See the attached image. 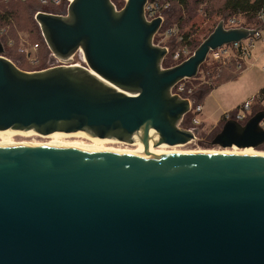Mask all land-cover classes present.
<instances>
[{"label": "water", "instance_id": "water-1", "mask_svg": "<svg viewBox=\"0 0 264 264\" xmlns=\"http://www.w3.org/2000/svg\"><path fill=\"white\" fill-rule=\"evenodd\" d=\"M38 12L48 67L19 69L0 39V135H78L97 144H143L137 154L0 146V264H264V155H148L194 142L181 124L212 51L257 32L219 22L185 61L164 68L154 43L162 19L148 0H67ZM79 60L81 63L75 64ZM264 110L229 120L210 145H264Z\"/></svg>", "mask_w": 264, "mask_h": 264}, {"label": "rangeland", "instance_id": "rangeland-1", "mask_svg": "<svg viewBox=\"0 0 264 264\" xmlns=\"http://www.w3.org/2000/svg\"><path fill=\"white\" fill-rule=\"evenodd\" d=\"M23 1V0H22ZM118 5L124 7V0H114ZM224 0H187L185 5H177L168 13L167 18L169 23H178V18L182 16V22L179 24L182 27L183 32H196L193 35L195 38H202L203 31L212 25L214 21L220 20L219 17L215 16V10L221 8ZM26 4V3H25ZM25 4L20 0H0V5L5 8L15 6L18 9L20 20L17 24L5 25L0 22V29L5 30L4 36V47L5 57L10 53L9 56L13 61L23 68V71L34 72L40 71L48 67L50 59V51L44 42L42 35L39 34L40 28L35 21L33 8L28 15L33 18V24H27L25 18L27 17L26 12L23 11ZM35 9V10H34ZM1 12V10H0ZM233 16H228L226 19H230ZM239 21L242 25H254L255 19L250 21L248 16H238ZM253 23V24H252ZM193 26V28H192ZM192 28V29H191ZM163 32L160 31L158 36H155L154 43L160 47H170V53L166 59L170 57L171 52L175 49V43L172 41H163ZM251 39L241 42V45L249 44ZM253 49L250 50L249 56L246 57L245 65L246 68L240 73V75L234 79L227 81L217 86L202 102L203 111L197 117L202 121L199 126V134L197 139L183 147L170 148L169 150H180V151H196V150H209V151H230L231 148L222 149L218 146H211V140L213 133L210 127L214 125L224 113L232 112L243 104L251 102L253 107L264 108V101L259 102L253 101L252 94L255 91L264 87V45L258 41L253 42ZM233 56L231 59L223 62L207 61L200 67L198 75L195 79H186L183 82L187 87H191L193 92L203 90L209 85H216L220 80L227 76H232L230 65L234 62ZM204 66V67H203ZM195 80V81H194ZM256 92V94H257ZM254 94V96L256 95ZM259 96L257 94L255 97ZM254 97V98H255ZM190 98L197 100V97ZM254 114V111L250 113V117ZM191 115H195L191 112ZM15 137V138H14ZM13 139L16 142H28V143H39V142H50L47 137L39 136H14ZM1 140V136H0ZM66 139L65 142L76 143L80 142V139ZM82 143L90 144L86 140L81 139ZM109 147L117 149H133V146L126 144H108ZM241 151V150H240ZM242 151H255L264 153V145L257 148L256 150H242Z\"/></svg>", "mask_w": 264, "mask_h": 264}, {"label": "built area", "instance_id": "built-area-1", "mask_svg": "<svg viewBox=\"0 0 264 264\" xmlns=\"http://www.w3.org/2000/svg\"><path fill=\"white\" fill-rule=\"evenodd\" d=\"M248 2L251 5L252 13L255 17L254 19L257 22L258 26L254 29H248V28L246 29L256 30L258 28L255 35L247 39H244L238 43L224 45L223 47L218 48L216 51L210 52V54L207 57V61L211 60L215 62H223L225 64L226 61L231 59V56H233V58L235 59L234 62L237 64L238 69L243 71L246 68L245 65L246 57L249 56L250 50L253 49V45H254L253 42L258 41L262 45H264V0H248ZM41 3L44 6H51L54 8L63 7L65 9V12L63 14H56V15H65L69 5V2L67 0H42ZM171 8H172L171 0H148L145 6V15L148 21H152L156 18H161L162 25L156 35L158 36L159 32L162 31L163 36L161 38L163 41L166 42V41L174 40L173 42L176 44L177 42H181L184 40V33L179 23H173V24L169 23L167 15L171 11ZM241 15L243 14L239 13L238 15H234L233 17H231L225 24V28L227 29L244 28L241 27L242 23L238 19V16ZM248 39H251V42L249 44L241 45V42ZM165 48L168 50V54H169L171 50L170 47L165 46ZM189 57H190V48L188 46H184L183 48L178 49V51L172 55V60L175 62H179L182 60H186ZM74 63L79 64L81 62L77 60ZM172 92L173 94H177L183 98H185L184 96L186 94H192V90L191 89L188 90L187 85L183 81L178 83L174 87ZM187 99H189L191 104L190 112L187 115L191 114V112L195 114L192 119V124H193V128H198L201 125L202 121L197 117V115L202 113L203 107L202 105H195L194 100L190 98ZM257 100L259 102H263L264 94L253 98V101H257ZM251 102H247L243 104L241 107H239L238 109L232 112L225 113L223 115V120L225 122L229 120H235L239 123L245 124L251 118L250 117V113L252 112ZM262 110H264V108L261 109L260 111ZM260 125L264 129V119L262 120Z\"/></svg>", "mask_w": 264, "mask_h": 264}, {"label": "trees", "instance_id": "trees-1", "mask_svg": "<svg viewBox=\"0 0 264 264\" xmlns=\"http://www.w3.org/2000/svg\"><path fill=\"white\" fill-rule=\"evenodd\" d=\"M22 3H26L25 4V8L23 9L24 12H26L27 17L25 18V21L27 24H33V18L28 15V13L35 8L36 11L34 12V16L36 15V13L38 12H46V13H53V14H63L65 12V9L63 7L60 8H54L51 6H44L42 5V0H20ZM112 2L115 4L116 8L118 10L122 9L123 7L118 5L114 0H112ZM172 2V8L171 11H173L172 9L177 6V5H185L187 0H171ZM34 9V10H35ZM0 22L4 23L5 25L9 24V25H13V24H17V22L20 20V14L18 12V9L15 6H10L8 8H5L3 5H0ZM170 11V12H171ZM243 14L245 16H248L250 21H252V19H254V15L252 13V9H251V5L249 4L248 0H224L221 8L215 10V16L219 17L220 20L218 21H214L212 23L211 26H209L208 28H206L203 31V36L202 38H195L193 37V35L196 32H183L184 33V40L181 42H177L175 44V49L171 52L170 57L168 59H165L163 62V67L164 68H172L174 66L179 65L180 63H182L185 60L179 61V62H175L172 60V55L178 51V49L183 48L184 46H188L190 48V56L195 52V50L202 44V42L207 39L215 30V28L217 27V25L219 24V22L223 21L225 24L227 23V21L229 19H226L228 16H234V15H238V14ZM182 16H180L177 20L178 23L182 22ZM253 24V23H252ZM257 22L254 23V25H242L241 27L244 28H248V29H254L256 28ZM193 28V26H192ZM191 28V29H192ZM39 34L41 35V32H39ZM4 36H5V30H1L0 29V39L2 41H4ZM5 42V41H4ZM8 56V59L10 61H12L19 69L23 70V68L18 65L15 61H13V59H11L9 56L11 55L10 53L6 54ZM7 58V57H6ZM204 67V66H203ZM231 70V74L232 76H227L226 78L220 80L216 85H209L206 88H204L203 90H198L193 92L192 90V94H186L184 97L185 98H194L197 97V93H198V98L195 101V105H202V102L204 101V99L219 85L230 81V80H234L236 79L240 73L242 72V70H239L237 67L236 63H232L230 65ZM195 81V80H194ZM191 89V87H188V90ZM264 94V89L260 91L259 96ZM263 108L260 107H253L252 106V112L254 111V114L258 111H260ZM193 115L189 114L187 115L182 124L181 127L184 129H191L193 128V124H192V119H193ZM225 123L224 120H222V123H220V125L218 127H216L215 129L212 130V135L213 137L215 135H217L221 129L223 124ZM199 128V127H198Z\"/></svg>", "mask_w": 264, "mask_h": 264}, {"label": "bare ground", "instance_id": "bare-ground-1", "mask_svg": "<svg viewBox=\"0 0 264 264\" xmlns=\"http://www.w3.org/2000/svg\"><path fill=\"white\" fill-rule=\"evenodd\" d=\"M34 134H30L29 136H33ZM1 140H0V146H40V147H54V148H85V149H92L96 150L99 152H113V153H118V154H141L145 150V146L141 143L133 145V149H117V148H112L109 147L108 144H116L112 141L102 143V144H97L93 141H90L88 139H85L81 136L75 135H66V134H58V135H51V136H39V137H47V139H50V142H39V143H28V142H16L13 139L14 136H20L23 137L25 135L21 133H14V134H5V135H0ZM38 136V135H35ZM15 138V137H14ZM80 139V142L76 143H71V142H65L64 140L66 139ZM81 139L86 140L90 144H85L81 142ZM76 140V141H77ZM177 147H183V146H177ZM170 148H176V147H167V146H161L158 148H154L153 146H150L148 148V155H163V154H168V153H174V154H200V153H223V154H255V155H264L263 152H255V151H250V152H244L240 151V149L234 147L231 148L230 151H205V150H196V151H180V150H169ZM241 150H255L252 147L241 149Z\"/></svg>", "mask_w": 264, "mask_h": 264}, {"label": "crops", "instance_id": "crops-1", "mask_svg": "<svg viewBox=\"0 0 264 264\" xmlns=\"http://www.w3.org/2000/svg\"><path fill=\"white\" fill-rule=\"evenodd\" d=\"M264 89V87L263 88H261V89H259V91L257 92V91H255V93L254 94H256V92H257V94H259L260 93V91L261 90H263ZM254 94H252L251 96H253L252 98H254L255 96H254ZM225 114V113H224ZM223 114V115H224ZM223 115L221 116V118L214 124V125H212V127H210L211 128V130H213V129H215L216 127H218L219 125H220V123H222V120H223Z\"/></svg>", "mask_w": 264, "mask_h": 264}, {"label": "flooded vegetation", "instance_id": "flooded-vegetation-1", "mask_svg": "<svg viewBox=\"0 0 264 264\" xmlns=\"http://www.w3.org/2000/svg\"><path fill=\"white\" fill-rule=\"evenodd\" d=\"M241 150V149H240ZM256 150V149H255ZM242 151V150H241ZM245 152V151H244ZM246 152H249V151H246Z\"/></svg>", "mask_w": 264, "mask_h": 264}]
</instances>
